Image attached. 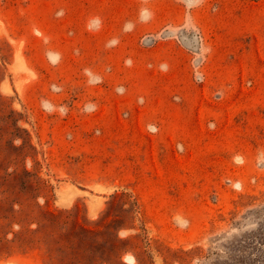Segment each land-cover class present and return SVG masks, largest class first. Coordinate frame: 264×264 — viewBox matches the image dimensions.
Here are the masks:
<instances>
[{"label": "rangeland", "instance_id": "1", "mask_svg": "<svg viewBox=\"0 0 264 264\" xmlns=\"http://www.w3.org/2000/svg\"><path fill=\"white\" fill-rule=\"evenodd\" d=\"M0 264H264V0H0Z\"/></svg>", "mask_w": 264, "mask_h": 264}, {"label": "clouds", "instance_id": "2", "mask_svg": "<svg viewBox=\"0 0 264 264\" xmlns=\"http://www.w3.org/2000/svg\"><path fill=\"white\" fill-rule=\"evenodd\" d=\"M145 11H146V10H142V13H141V14H142V16H143V13H144ZM126 63H127V62H126Z\"/></svg>", "mask_w": 264, "mask_h": 264}]
</instances>
